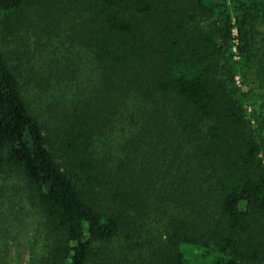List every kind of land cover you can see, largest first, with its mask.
I'll return each instance as SVG.
<instances>
[{
    "label": "trees",
    "instance_id": "1",
    "mask_svg": "<svg viewBox=\"0 0 264 264\" xmlns=\"http://www.w3.org/2000/svg\"><path fill=\"white\" fill-rule=\"evenodd\" d=\"M258 24L264 0H0L3 236L26 197L38 264H264Z\"/></svg>",
    "mask_w": 264,
    "mask_h": 264
},
{
    "label": "rangeland",
    "instance_id": "2",
    "mask_svg": "<svg viewBox=\"0 0 264 264\" xmlns=\"http://www.w3.org/2000/svg\"><path fill=\"white\" fill-rule=\"evenodd\" d=\"M234 23L235 20H234ZM257 41L254 45V57L250 69L243 77L236 78V83L242 87L253 88L257 95L256 103L254 105H261L264 100V62L260 60V38L264 32V25H257ZM234 35L237 36V30H234ZM1 40V34H0ZM237 42V41H236ZM54 48V46H50ZM59 53V51L56 49ZM80 68L87 67L89 61L83 59ZM43 110L46 105H31ZM253 107H248V113L252 111ZM44 118H51V113H45ZM49 124V122H48ZM56 126L52 121L49 127ZM1 184L10 186L12 193L16 185L21 187L22 183L12 174L5 176V180L1 179ZM24 198V197H23ZM15 214L12 222L9 224V237H4L5 232L0 229V264H38L48 255L47 244H49L48 230L43 225L36 215V210L30 205L26 197L19 200L14 210ZM187 264H215L218 255L215 252L204 250L198 246L183 244L181 246Z\"/></svg>",
    "mask_w": 264,
    "mask_h": 264
}]
</instances>
